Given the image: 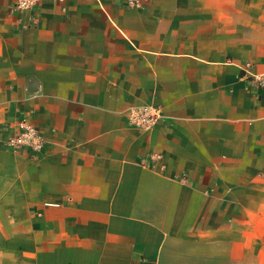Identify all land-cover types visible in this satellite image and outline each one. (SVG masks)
<instances>
[{
	"label": "crops",
	"instance_id": "1",
	"mask_svg": "<svg viewBox=\"0 0 264 264\" xmlns=\"http://www.w3.org/2000/svg\"><path fill=\"white\" fill-rule=\"evenodd\" d=\"M244 63L264 72V0H0V264H264ZM22 118L32 154L6 143Z\"/></svg>",
	"mask_w": 264,
	"mask_h": 264
},
{
	"label": "built area",
	"instance_id": "2",
	"mask_svg": "<svg viewBox=\"0 0 264 264\" xmlns=\"http://www.w3.org/2000/svg\"><path fill=\"white\" fill-rule=\"evenodd\" d=\"M40 0H13V5L20 10L30 8ZM130 5H138L141 0H124ZM242 76L250 78L260 86L264 87V72L253 74L250 64L241 66ZM163 116L160 107L153 105H140L128 110V122L131 126L143 130L151 129ZM44 138L37 127L27 119H19L16 122L14 133L8 138L7 145L14 150H24L30 154L36 152L44 145Z\"/></svg>",
	"mask_w": 264,
	"mask_h": 264
}]
</instances>
